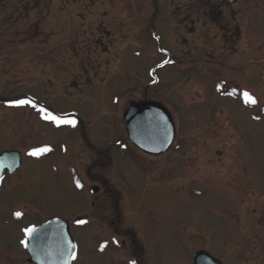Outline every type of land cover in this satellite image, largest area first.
Instances as JSON below:
<instances>
[{
    "label": "rangeland",
    "instance_id": "obj_1",
    "mask_svg": "<svg viewBox=\"0 0 264 264\" xmlns=\"http://www.w3.org/2000/svg\"><path fill=\"white\" fill-rule=\"evenodd\" d=\"M139 100L171 114L158 156L126 134ZM5 149L21 164L0 181V264H29L23 229L51 217L84 221L70 264H264V0H0Z\"/></svg>",
    "mask_w": 264,
    "mask_h": 264
},
{
    "label": "water",
    "instance_id": "obj_2",
    "mask_svg": "<svg viewBox=\"0 0 264 264\" xmlns=\"http://www.w3.org/2000/svg\"><path fill=\"white\" fill-rule=\"evenodd\" d=\"M233 3L235 0H226ZM127 136L132 144L144 153L157 155L173 143L175 127L168 109L160 102L139 100L129 102L122 114ZM0 179L5 173H13L21 163V152L15 149L0 151ZM97 190L96 187L92 191ZM76 221H80L77 217ZM37 232L26 239L27 261L33 264H64L66 242L74 244L68 222L65 219L46 218L37 225ZM26 238V234H25ZM73 260V259H71ZM68 261L69 262L71 261ZM192 264H222L209 252L198 249L192 256Z\"/></svg>",
    "mask_w": 264,
    "mask_h": 264
},
{
    "label": "snow or ice",
    "instance_id": "obj_3",
    "mask_svg": "<svg viewBox=\"0 0 264 264\" xmlns=\"http://www.w3.org/2000/svg\"><path fill=\"white\" fill-rule=\"evenodd\" d=\"M221 87V85H217V88L219 90V88ZM235 89L232 90V92L228 93L229 95L235 94ZM245 102H251V103H255L254 98L250 95V93H248L247 91H244L242 93ZM9 104L14 105V106H23V105H31L32 107L36 108L37 105L28 100V99H15L12 101H9ZM38 111L42 114V118L49 120L51 122H53L56 125H61V124H69V125H75L76 121L73 118H70L72 116V114L70 113H63V114H53L52 112L48 111L47 109H45L44 107L40 106L38 107ZM50 151V148L48 146H44V147H34L30 150L29 155L32 156H39L43 153H46ZM6 165L3 164L2 161H0V167H4ZM77 187H80V182L77 180L76 181ZM15 215L17 217H20L22 215V213L20 212H16ZM78 223H84V221H77ZM23 231L26 234V239L27 237L32 236L34 233L37 232V228L36 226H29L26 227L25 229H23ZM21 243H25V241H21ZM105 245L102 244L101 245V249H103ZM75 248L76 245L71 243V241H67L66 242V256L67 259L65 260L64 264H68V261L71 259L75 258ZM131 264H135V261H132Z\"/></svg>",
    "mask_w": 264,
    "mask_h": 264
},
{
    "label": "flooded vegetation",
    "instance_id": "obj_4",
    "mask_svg": "<svg viewBox=\"0 0 264 264\" xmlns=\"http://www.w3.org/2000/svg\"><path fill=\"white\" fill-rule=\"evenodd\" d=\"M225 1H226V0H225ZM234 2H235V1H234ZM217 11L220 12V9H218ZM143 154H144V155H147V156H158V155H148V154H145V153H143ZM159 155H160V154H159ZM102 182L105 183V181H102ZM75 218H76V217H75ZM75 218H73V219H65V218H63V219L67 220V222H68V227H69V226H70V223H72V222L75 223ZM69 230H70V228H69ZM114 232L117 233V232H118L117 229H114ZM130 243L133 244L134 241L132 240ZM131 254H132V256L134 257V260H135L138 264H141L140 261L137 260V257H136V255H135L134 250L131 251ZM26 255H27V254H26ZM27 258H28V255H27V257H26V262L29 263V264H33V263L28 262V261H27ZM74 259H75V258H74ZM74 259H73V260H74ZM73 260H72V261H73ZM72 261H71V262H72ZM71 262H70V263H71ZM70 263H69V264H70Z\"/></svg>",
    "mask_w": 264,
    "mask_h": 264
}]
</instances>
